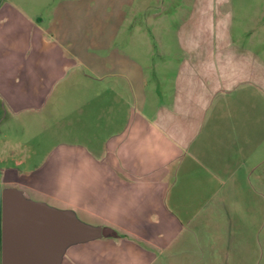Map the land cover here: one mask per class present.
Segmentation results:
<instances>
[{
	"label": "crops",
	"instance_id": "0c3cea01",
	"mask_svg": "<svg viewBox=\"0 0 264 264\" xmlns=\"http://www.w3.org/2000/svg\"><path fill=\"white\" fill-rule=\"evenodd\" d=\"M84 6L0 0V264L11 189L117 233L67 243L59 264H223L209 217L264 158L263 58L205 2L153 69L134 39L91 32Z\"/></svg>",
	"mask_w": 264,
	"mask_h": 264
},
{
	"label": "rangeland",
	"instance_id": "374dc122",
	"mask_svg": "<svg viewBox=\"0 0 264 264\" xmlns=\"http://www.w3.org/2000/svg\"><path fill=\"white\" fill-rule=\"evenodd\" d=\"M77 1L85 3L83 11L86 12V18L94 22L91 23V32L97 29L104 32L106 37H113L118 31L121 39H134L132 45L129 40L125 48L129 49L131 45V50H137L139 54L149 50L148 64L153 69H160L165 65L162 55L169 48L172 51L177 48V33L205 2H213L214 12L215 8L218 11L219 5L224 11L230 9V30L233 37L240 45L250 47V50L264 60V0H75ZM157 81H161L160 76ZM11 135L23 141L35 138L33 127L28 134L16 127ZM262 158L256 163L257 168L251 171L250 187L243 192V197L229 200L228 208L218 206L216 215L209 217L214 231L207 233V238L215 244L216 255L222 257L223 264H264ZM239 203L243 206L236 207ZM205 220L206 217L203 216L201 222L205 223ZM203 236L206 238V235Z\"/></svg>",
	"mask_w": 264,
	"mask_h": 264
},
{
	"label": "water",
	"instance_id": "95a60500",
	"mask_svg": "<svg viewBox=\"0 0 264 264\" xmlns=\"http://www.w3.org/2000/svg\"><path fill=\"white\" fill-rule=\"evenodd\" d=\"M95 237L116 238L115 231H94L72 215L22 199L14 189L2 201V254L5 264H59L67 243Z\"/></svg>",
	"mask_w": 264,
	"mask_h": 264
}]
</instances>
